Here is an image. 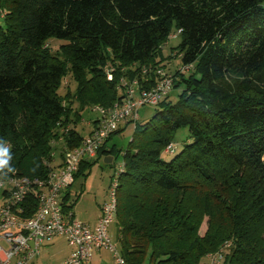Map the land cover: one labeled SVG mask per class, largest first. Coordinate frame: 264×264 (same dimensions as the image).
I'll list each match as a JSON object with an SVG mask.
<instances>
[{
  "label": "trees",
  "instance_id": "obj_1",
  "mask_svg": "<svg viewBox=\"0 0 264 264\" xmlns=\"http://www.w3.org/2000/svg\"><path fill=\"white\" fill-rule=\"evenodd\" d=\"M263 3L0 0V141L13 173L47 178L52 142L61 139L62 162L91 133L76 129L82 109H112L128 98L127 85L138 93L171 75L174 100L152 106L146 122L125 121L135 127L116 189L118 249L126 264H204L231 242L221 264H264ZM172 35L180 43L166 56ZM51 39L65 43L53 49ZM173 58L180 68L171 72ZM68 77L76 91L61 96ZM123 128L80 164L76 181L116 154L106 145ZM180 129L190 141L167 153ZM68 191L64 208L73 210ZM24 207L20 216L33 217V194Z\"/></svg>",
  "mask_w": 264,
  "mask_h": 264
},
{
  "label": "built area",
  "instance_id": "obj_2",
  "mask_svg": "<svg viewBox=\"0 0 264 264\" xmlns=\"http://www.w3.org/2000/svg\"><path fill=\"white\" fill-rule=\"evenodd\" d=\"M175 37L172 35L170 38ZM127 86L128 98L123 103L108 110L96 106L94 111L98 114V124L80 147L66 151L62 162H57L53 153L54 162L45 163L51 169L47 178H28L16 172L0 176V264H32L41 244L61 237L65 238L70 248L64 264H87L96 250L108 251L113 256V264H126L116 242L109 235L117 210L116 189L122 166L111 182L108 200L102 205L95 227L77 220L73 210L64 208L63 199L76 182L80 164L85 159L96 157L99 148L123 121L137 120L143 106H155L169 95L173 78L165 76L154 87L138 93L133 86ZM60 142L61 139L52 142V145L55 147ZM173 147L170 145L165 151L172 153ZM32 194L37 200L36 211L33 217L23 219L20 215L25 214L24 204ZM228 248L226 243L217 253L208 254L204 264H221Z\"/></svg>",
  "mask_w": 264,
  "mask_h": 264
},
{
  "label": "rangeland",
  "instance_id": "obj_3",
  "mask_svg": "<svg viewBox=\"0 0 264 264\" xmlns=\"http://www.w3.org/2000/svg\"><path fill=\"white\" fill-rule=\"evenodd\" d=\"M264 5V3H263ZM64 41L50 40L48 41L49 47L53 49H58L61 44H64ZM180 43V36L177 35L175 38L168 41V44L164 47V54L167 56L170 54L171 49L175 48ZM168 60L165 61V63ZM179 61L175 58L172 59V62L169 65V71H175L177 68H180ZM173 89V88H172ZM71 91L72 93L76 91V84L70 78H66L63 82L62 87L59 89L61 96L66 95L67 92ZM180 89H173L169 95L172 100H174L176 94ZM96 107H87L81 110V120L78 122L76 129L81 136H86L90 130H92V125L90 121L97 118V113L94 111ZM74 109L78 110V104H74ZM155 107L146 106L141 108L139 112V122L148 121L154 114ZM74 115V114H73ZM75 120L79 119L78 116L74 117ZM133 120V119H132ZM127 121V120H125ZM122 122L121 126L124 125V128L121 132L115 134L112 139H110L106 145V149H114L115 155L111 164L105 162V157L99 159L90 170H88V176L86 178L79 177L74 184L72 199L74 203V212L79 216L80 219L87 221L86 217H92L95 212L98 211V204L101 203V199L108 200L109 188L113 179L116 178L117 173L119 172L122 163H123V152L128 148L130 141L133 138L134 134V124ZM93 121H91L92 123ZM120 126V127H121ZM189 130L180 129L175 134L174 138V147L176 146L175 153L178 154L182 151L185 144H187L189 139ZM57 149L54 151L56 158H59L62 144L59 143L55 146ZM175 154V155H176ZM174 156V155H173ZM171 154H164L162 158L164 160H169L173 157ZM91 160V159H89ZM58 162V161H57ZM83 190H82V188ZM81 189V190H80ZM83 194V195H82ZM82 195V196H81ZM105 197V198H104ZM117 199V195H116ZM207 229L206 221L203 222L201 226V235L205 233ZM109 235L116 242V224L115 221L109 227ZM228 243L229 248L226 249V256L231 254V242ZM223 244V245H224ZM222 245V246H223ZM221 246V248H222ZM70 253V248L67 245L65 238H56L51 242H44L41 244L39 249V254L33 260L32 264H64L68 255ZM107 264H112L109 261ZM148 264V263H147Z\"/></svg>",
  "mask_w": 264,
  "mask_h": 264
},
{
  "label": "crops",
  "instance_id": "obj_4",
  "mask_svg": "<svg viewBox=\"0 0 264 264\" xmlns=\"http://www.w3.org/2000/svg\"><path fill=\"white\" fill-rule=\"evenodd\" d=\"M93 121V120H91ZM90 121V125H92ZM92 129V128H91ZM91 132V130L89 131V133ZM88 133V134H89ZM87 134V135H88ZM110 157L112 160H110ZM107 158V160L105 161L106 163L108 164H111L112 161H113V157L112 155H107L105 156V159ZM58 161V160H57ZM59 162V161H58ZM76 183V182H75ZM73 188H74V185L69 189V193L71 194L70 196H72L73 194ZM82 188V187H81ZM81 190V189H80ZM83 190V189H82ZM83 195V194H82ZM81 195V196H82ZM105 198V197H104ZM101 203L98 204V211L94 213V215L92 217H86L84 219H86L87 221H84L83 219H80L79 216L74 212L75 214V217L77 220L81 221L82 223H85L91 227H95L100 219V216H101V208H102V205L106 202V198L105 199H101ZM74 211V209H73ZM70 254V253H69ZM69 257V255H68ZM67 257V258H68ZM67 260V259H66ZM109 261L112 262V264L114 263V260H113V256L106 250H99V251H94L93 254H92V258L91 260L87 263V264H107Z\"/></svg>",
  "mask_w": 264,
  "mask_h": 264
},
{
  "label": "clouds",
  "instance_id": "obj_5",
  "mask_svg": "<svg viewBox=\"0 0 264 264\" xmlns=\"http://www.w3.org/2000/svg\"><path fill=\"white\" fill-rule=\"evenodd\" d=\"M10 149L6 146L4 141H0V176H2L5 171L9 173H13L15 171L14 168L10 166Z\"/></svg>",
  "mask_w": 264,
  "mask_h": 264
},
{
  "label": "water",
  "instance_id": "obj_6",
  "mask_svg": "<svg viewBox=\"0 0 264 264\" xmlns=\"http://www.w3.org/2000/svg\"><path fill=\"white\" fill-rule=\"evenodd\" d=\"M106 160H107V158L105 159V161H106ZM110 160H112L111 157H110Z\"/></svg>",
  "mask_w": 264,
  "mask_h": 264
}]
</instances>
